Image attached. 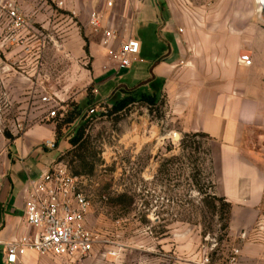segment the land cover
<instances>
[{"label": "crops", "instance_id": "obj_1", "mask_svg": "<svg viewBox=\"0 0 264 264\" xmlns=\"http://www.w3.org/2000/svg\"><path fill=\"white\" fill-rule=\"evenodd\" d=\"M9 1L28 25L19 45L8 42L10 22L0 10V264H10L7 243L33 233L24 215L29 177L61 156L44 146L53 139L57 146L60 136L58 118L48 117L40 99L55 97L60 114L76 102L75 89H91L86 114L128 95L155 96L165 101L173 132L205 136L214 194L231 206L228 237L239 251L236 264H264V18L256 0H65L61 10L52 0ZM92 13L101 17L99 27L91 24ZM105 31L117 35L112 47L140 43L129 68L108 60ZM45 68L58 75L42 81ZM195 244H176L179 264L200 263ZM101 249L96 245L92 254ZM33 254L16 264L94 259Z\"/></svg>", "mask_w": 264, "mask_h": 264}, {"label": "rangeland", "instance_id": "obj_2", "mask_svg": "<svg viewBox=\"0 0 264 264\" xmlns=\"http://www.w3.org/2000/svg\"><path fill=\"white\" fill-rule=\"evenodd\" d=\"M56 73L45 68L41 79ZM90 92L74 90L76 102L60 113V137L52 149L57 158L64 155L85 126L87 163H95L93 174L82 179L92 205L86 223L102 248L87 258L93 264H179L183 255L175 247L181 242L196 243L200 263L208 258L209 264H228L234 251L225 228L228 209L214 197L206 139L173 132L160 104L136 102L113 113L111 102L94 105L97 115L87 116ZM71 112L76 115L67 123ZM64 163L71 172L78 166L71 157Z\"/></svg>", "mask_w": 264, "mask_h": 264}, {"label": "built area", "instance_id": "obj_3", "mask_svg": "<svg viewBox=\"0 0 264 264\" xmlns=\"http://www.w3.org/2000/svg\"><path fill=\"white\" fill-rule=\"evenodd\" d=\"M52 2L60 10L66 5L65 0ZM107 5L112 7L111 2ZM0 10L7 13L10 22L7 28V41L19 45V35L28 25L27 17L20 14L16 5L9 0L0 2ZM90 18L91 24L99 27L101 17L92 13ZM115 39L117 35L114 32H104L102 44L106 48L107 58L120 70L127 69L132 63V58L139 54L140 43L129 39L121 42L118 47H112L111 42ZM240 61L246 66L252 64L248 55H242ZM40 101L48 109L49 118L56 119L61 115L58 113V102L55 97L47 95ZM97 113L95 108L88 111L89 116H96ZM44 146L49 149L55 148L51 141H46ZM2 177L0 171V182ZM82 179L74 176L65 163L59 162L39 176L29 177L24 215L33 233L6 244L8 263L16 264L29 251H34L40 257L63 258L68 261L83 259L92 254L99 240L98 235L93 233L86 223L92 205L82 189ZM110 254L117 255L116 252ZM238 254L239 251L234 250L228 264H236ZM200 264H209V259H204Z\"/></svg>", "mask_w": 264, "mask_h": 264}, {"label": "trees", "instance_id": "obj_4", "mask_svg": "<svg viewBox=\"0 0 264 264\" xmlns=\"http://www.w3.org/2000/svg\"><path fill=\"white\" fill-rule=\"evenodd\" d=\"M91 96V95H89ZM136 102H141L143 105H146L148 108H152L153 106H157L160 104L161 106H165V101L161 100L158 101V99L155 96H149V95H141L140 98L137 100L135 97L128 96L120 101H116L112 107L113 113H121L125 111L129 106H132ZM90 105V104H89ZM76 112L69 113V119L67 120V123H71L75 117ZM78 115V114H77ZM88 116V114H86ZM85 126L81 127L76 135L70 139L69 145L71 147L70 150H68L64 155L60 156L58 159L59 163H64L66 158L71 157L73 160L78 161V166L75 171L71 172L74 176L84 178V176H91L93 174V171L95 169V163L89 165L87 163L88 156L86 155V143L87 136H85ZM60 136V130L57 128V137ZM204 139L205 136L197 135ZM66 164V163H65ZM215 199L219 202H224L225 207L228 209L227 215L229 220V213H230V204L226 203L223 198H220L218 196H214ZM226 229H228V224L225 226Z\"/></svg>", "mask_w": 264, "mask_h": 264}, {"label": "water", "instance_id": "obj_5", "mask_svg": "<svg viewBox=\"0 0 264 264\" xmlns=\"http://www.w3.org/2000/svg\"><path fill=\"white\" fill-rule=\"evenodd\" d=\"M256 4L260 17L264 18V0H256Z\"/></svg>", "mask_w": 264, "mask_h": 264}, {"label": "bare ground", "instance_id": "obj_6", "mask_svg": "<svg viewBox=\"0 0 264 264\" xmlns=\"http://www.w3.org/2000/svg\"><path fill=\"white\" fill-rule=\"evenodd\" d=\"M176 139H178V135H176Z\"/></svg>", "mask_w": 264, "mask_h": 264}]
</instances>
